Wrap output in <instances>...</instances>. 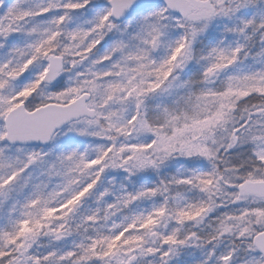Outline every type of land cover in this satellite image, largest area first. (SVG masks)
Masks as SVG:
<instances>
[{
  "label": "snow or ice",
  "instance_id": "6c2138e0",
  "mask_svg": "<svg viewBox=\"0 0 264 264\" xmlns=\"http://www.w3.org/2000/svg\"><path fill=\"white\" fill-rule=\"evenodd\" d=\"M0 264H264V0H0Z\"/></svg>",
  "mask_w": 264,
  "mask_h": 264
}]
</instances>
